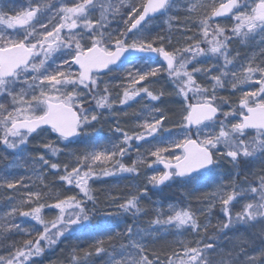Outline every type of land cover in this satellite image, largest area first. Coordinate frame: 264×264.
<instances>
[{
    "label": "snow or ice",
    "instance_id": "6c2138e0",
    "mask_svg": "<svg viewBox=\"0 0 264 264\" xmlns=\"http://www.w3.org/2000/svg\"><path fill=\"white\" fill-rule=\"evenodd\" d=\"M180 7L181 0H28L17 8L0 0V150L17 154L0 172V188L26 189L18 200L10 198L13 206L4 214L8 219L0 217V264H36L46 250L76 234L91 238V243L87 251L73 246L69 264H94V256H104L102 264H264V244L248 250L255 237L264 238V168L255 179L245 173L238 181L248 160L264 164V0H226L218 6L215 0L186 2L189 12L206 11L198 18L188 17L179 38L170 31L153 35L152 22L165 18L171 27ZM229 15L231 28L215 22ZM188 23H194L198 32L187 35ZM234 39L253 47L252 55L243 59L239 52L232 55ZM202 57L216 63L205 67ZM119 69L128 85H117L123 87L122 98L119 92L113 97L112 81L102 78ZM165 74L175 109L151 104L165 92L155 93L148 85ZM141 82L145 84L136 87ZM229 86L242 93L238 107L218 94ZM243 86L254 90L245 91ZM89 97L94 107L88 104ZM136 97L150 101L139 113L138 130L130 135L117 120L114 133L119 135L101 143L94 122L100 123L102 110L115 113L117 100L126 105ZM89 129L96 131L95 138ZM50 133L64 149L81 137L86 140L83 150L67 153L75 157V164L65 163L63 174L61 164L45 155L31 158L33 171L37 166L56 170L61 186H70L64 192L33 191L23 177L6 174L18 166L19 153L30 137ZM133 141L137 153L139 142L147 147L128 166L123 158L133 150ZM43 147L52 157L62 151L51 140ZM225 160L237 170L229 182L219 171ZM146 162L148 168L162 165L163 170L154 169L124 202L111 197L109 204L116 213L97 207L90 180L137 174L138 165ZM172 182L181 187L193 182L213 186L206 207L158 206L150 227H140L138 214L147 211L141 200L148 196L149 186ZM217 204L224 219L214 226L201 224L197 211L210 214ZM45 208L56 215L46 218ZM16 215L35 221L42 230L25 229L15 222ZM129 215L133 222L117 231L113 220ZM241 228L245 232H239ZM156 230H191L199 239L181 243L180 250L166 254L163 261L155 253L150 259L148 244ZM222 237L230 248L221 246Z\"/></svg>",
    "mask_w": 264,
    "mask_h": 264
},
{
    "label": "trees",
    "instance_id": "16d2710c",
    "mask_svg": "<svg viewBox=\"0 0 264 264\" xmlns=\"http://www.w3.org/2000/svg\"><path fill=\"white\" fill-rule=\"evenodd\" d=\"M15 1V0H12ZM186 2L196 3V0H182L181 1V8L179 10V13H177V21L175 22L174 26L171 27V30H169L174 38L176 36L181 37V34L186 31L185 24L188 21V17L198 18L199 15L204 13L206 10L201 9L199 12H189L188 8L185 7ZM205 2H211V0H205ZM217 4V0H215ZM14 3V2H13ZM194 23H188V27L191 28V31L187 32V35H191L194 27ZM150 28L152 29V34L155 35L156 33H164L167 34L165 27L163 26V19H157L152 22L150 25ZM231 28V27H228ZM175 42V41H174ZM180 43L183 44V39L180 40ZM254 51L253 47L250 46H243V47H234L232 49V55H235L236 52H239V58L243 59L245 57H250ZM258 51V50H256ZM219 95L224 96L229 99L230 101H233L232 99H235L233 95L234 92L230 91V89H224L219 90ZM122 96V95H121ZM161 100V99H160ZM163 100V99H162ZM168 100H165L167 103ZM158 101L151 102V104H156ZM191 102H194L192 100ZM234 102V101H233ZM168 104V103H167ZM237 103H231L232 107H237ZM171 105V104H168ZM173 109V106L171 107ZM97 131V130H96ZM54 141L56 142V136L54 133L50 134H41V135H33L30 137V142L27 146H25L24 152H22V155H27V163L21 164L20 167L13 166L10 171H7L6 174H8L10 177H14L16 179H19L21 177L24 178V182L28 179V176H31V172H29L31 167V158L38 157L39 155H45L46 158L50 159V162H56L61 164V172L59 174H63V165L65 163H68L69 158H67V150L64 149L63 145H57L61 148V153L57 157H52L49 150L45 149L43 147V144L47 141ZM58 142V141H57ZM77 143V144H76ZM72 151H76L79 147V143L74 140L72 143ZM13 153H0V172L6 171L7 165L5 163L4 157L5 155L9 156ZM69 164V163H68ZM75 163L71 162L69 165L70 167L73 166ZM147 164V163H145ZM145 164L138 165V173L133 174V178L131 180V183H133V187L130 186V188H134L137 185H143L141 179V175L146 174L147 168L145 167ZM222 166L220 168V173L223 175L225 182H229L232 180L236 169H233L232 165L228 163L226 160L221 162ZM158 166V165H157ZM46 167V166H45ZM159 170V166L157 167ZM264 168V164H261V162H258L256 160H248V162L241 166L240 169V177L238 178L239 182L243 181V176L245 173L249 174V179H255L256 175L260 173L261 169ZM99 170V169H97ZM39 173V176L41 178L34 179L31 178L30 180L26 181L28 185H30V188H33L34 191H39L41 189L47 191L48 189H51L54 193L64 192L65 189L70 188V186L64 184L61 186L62 182H59L58 174L56 170L49 169L48 171H44V169L40 166L35 168V172ZM149 172H147L148 174ZM115 178V176H114ZM42 179V180H41ZM105 179L108 182H112V176L109 177H101L99 179L93 178V180H90L89 183L91 184L93 191V196L98 201L97 207L100 208L103 211H111L113 213H116V209L114 206H111L109 204V200L111 197H117L120 199V202H124V194L126 193V190H128L129 186L126 185L124 188H122L121 191V197L118 196L119 193H114L113 195H107L103 189H99L96 187L94 182L102 181ZM94 183V184H92ZM45 185L48 186V188H45ZM19 188V186H18ZM136 189V187H135ZM115 190V189H114ZM78 191V190H77ZM117 191V190H116ZM213 191V186L211 185H203L200 186L194 185V183L188 187H181L179 184L172 182L168 184L167 186L159 189V188H153L149 186L148 196L143 198L141 200V207L146 209V212H142L138 214L137 223L142 228H149L150 227V221L156 218V212L155 209L158 206H163L165 210L167 209L168 204H173L177 208L179 207H187L188 205L191 206L194 210L204 209L208 203V197L210 193ZM118 192V191H117ZM120 192V190H119ZM21 193L20 191L12 190V189H4L0 188V215L1 212L7 211V209H10L11 206H13V202L10 199L11 197H18V195ZM53 201H48V203H52ZM26 210V209H25ZM238 210V209H236ZM50 214V216H54V213L56 214L55 210H51L48 208H45L43 210V215L47 217V215ZM197 216L199 217V221L201 224H208L216 225L218 220H223L224 217L222 213L219 210V205L217 204L216 208L209 214L204 213L202 214L200 211H197ZM19 218L20 220H30L26 217H19L18 215L15 216V218ZM123 221V222H120ZM133 222V218L129 216L121 217V219L118 222H113L114 224H118L117 231L122 230L126 224H131ZM38 228L41 229V226L36 225V222H32L30 224H27L25 229L28 228ZM215 231L214 228H209V232ZM182 233L183 242L181 243H189L191 241L199 239V236H197L194 232L191 230L176 232L174 230H170L168 232L162 231V230H156L154 231V239H152L148 244V254L149 258H152L153 253L159 254L161 257V261L164 260L165 255H171V252L173 250L179 251L181 243L179 244L176 241V237H179V235ZM203 234V233H201ZM255 245L252 247V252L255 250V248H259L261 244H264V238H261L259 236L255 237ZM225 239L223 237L221 238V246L224 245ZM43 244V242H41ZM91 243V238H84L82 236H79L78 234L70 236L68 239L63 240L61 243L56 245L50 250H46L44 255L40 258H36V264H69V257L72 252L73 246L79 245V247L85 251L88 250L89 244ZM119 242L117 241V244ZM105 259L104 256H94V264H102L103 260Z\"/></svg>",
    "mask_w": 264,
    "mask_h": 264
},
{
    "label": "rangeland",
    "instance_id": "374dc122",
    "mask_svg": "<svg viewBox=\"0 0 264 264\" xmlns=\"http://www.w3.org/2000/svg\"><path fill=\"white\" fill-rule=\"evenodd\" d=\"M222 1H225V0H217V3L222 2ZM27 2H28V0H22V3H21L22 5L21 6H26ZM4 3H5V5L7 7L15 6L13 4L12 0H4ZM21 6H19L17 4V6H15V7L19 8ZM177 13H179V10L175 11L173 13V15H175L177 17V15H178ZM162 19H163V26L165 27L166 32L171 30V27L174 26L175 22L177 21V19L174 20L172 22L171 27H169V25L165 24V22H164L165 18H162ZM215 22H218L222 26H227V27H231L233 25V20H232L231 16L230 17H226V19H223V20H217ZM113 26L114 27L116 26L115 22L113 23ZM193 27H194L193 32H198V30L195 28L194 24H193ZM175 38H179V36H176ZM232 44L234 46L230 45V50H231V46L232 47L247 46L245 44L240 43V41L238 39H234ZM200 62L205 67H208V66H210L213 63H216V61L212 60L211 57H207V58L202 57V58H200ZM220 63H222V60L220 61ZM213 74H217V73L215 71H213ZM123 75H124V70L123 69H119V70L115 71L112 75H105V76L102 77L105 81H109V80L112 81L111 87H112L113 91H112L111 95L113 97H115L116 93L119 92V96L122 98V96H123V87H127L128 86L127 85V81L126 80L122 81V79H121ZM153 79L158 80V82L154 83V84H151V85H148L149 89L150 90H154L155 93H159L161 90H164V92H165V94L163 96H161V98H160L161 100H159L156 104H153V105H155L157 107H161V108H171L172 106H173V109L177 108L178 105L175 103V97L172 96V95H169V93L172 92V85L169 82L166 74L163 77H158V78H153ZM121 83H123V87H117V85H119ZM144 84H145V82H141L139 85H136V87H141ZM209 84H210V81H209ZM256 87H258V86H256ZM243 88H244L245 91L254 90V88L251 87V86H243ZM228 89H230V91L234 92L235 95H233V96H235L234 97L235 99H232V100L234 102L238 103L239 98H240L242 93L239 92V91L232 90L230 88V86L228 87ZM165 100H168L167 103L171 104V105H168L165 102ZM193 100H194V102H196L195 99H193ZM233 101H230V102L234 103ZM231 103H230V105H231ZM88 104H91L94 107V101L90 97L88 99ZM149 104H150V101H149L148 98H146V97L145 98L136 97L135 100L129 101V103L126 104V105H120L118 100H117V103L114 105V109L116 110L115 113L110 112L108 109L102 110L104 115L101 118L100 123L96 124L94 122L95 129L100 134V136H99L100 142L106 144L109 140L115 139L116 136L119 135V134H115L114 133V127H115V124H116L117 120L119 121L120 126L125 131L129 132L130 135L133 133V131L138 130V125L141 122V120L138 118L139 113L145 107V105H149ZM88 131L91 133L93 138L96 137V131H92V129H89ZM148 139L150 140L151 138H148ZM76 142L79 143V145H78L79 148L78 149L83 150L85 148L86 140H85L84 137H81L79 139V141H76ZM56 144L60 145L61 143L56 141ZM61 145H63V144H61ZM133 145H134L133 150L129 153L128 156H125L123 158V162L126 165H128V166H130L132 160L137 159L144 152V148L147 147V145H145L143 141L139 142L140 153H137L135 151V146H137V142L133 141ZM72 147H73V144H71L69 146V148L66 149L67 153L72 151ZM2 152H4V151L0 150V153H2ZM175 152H176V154H180V150L179 149H176ZM77 154H79V153H77ZM16 155H17L16 153H13L12 155L7 156L8 159L5 160V163L9 164L14 159V157ZM19 156L21 157V159H20V161H18V167H20L19 165L24 164L25 161H27L26 160L27 159V155H25V154L22 155V153H19ZM67 158H69V160H68L69 164L71 162L75 163V157H69V155L67 154ZM152 159H155V158L154 157H147V160H152ZM256 161L260 162L259 160H256ZM26 165H28V163ZM97 165H99L100 167L110 166V164L109 165H100L99 162H97ZM15 167H17V166H15ZM145 167L147 168V170L145 171L146 174L143 175V176L141 175V179H143L142 180V184L145 183V177L151 176L153 174L154 169H158L157 165H153V168H148L147 164H145ZM29 172H31V176H28V179L26 181L30 180L31 178H34L35 180L36 179L39 180L41 178V176H39V173L37 171L36 172L33 171L32 165L30 167ZM147 172H149V173L147 174ZM114 176H115V178H114ZM114 176H112V179H113L112 182H108L105 179H103L102 181L94 182L95 184L94 183H92V184H94L99 189H103V191L107 195H113L114 193H116V194L119 193L118 196H120V197H121L120 194H121L122 188H124V186L128 185L129 188H128V190H126V193L124 194V198L129 196L131 193L136 191V189H135L136 186L134 188H130V186L133 187V183H131V180L133 178V174L124 173V174H118V175H114ZM26 181H25V183L27 184ZM193 183L196 186H200L201 184L210 185V184H206V183H197V182H193ZM31 189L34 191L33 188H31ZM119 190H120V192H119ZM25 191H26V189H21V193L18 195L17 200L24 194ZM67 194H72V192H68ZM8 210L9 209H7V211ZM7 211L1 212L2 215H0V217H4V219L7 220L8 217L4 215ZM50 214L51 213H49L46 218L51 219V218H53L56 215L54 213V216L52 217V216H50ZM120 219H121V217H117L115 220H113V222H118ZM15 222L21 224L22 227L25 228L27 226V224H30L33 221L32 220H20L17 217V218H15ZM28 229H31V228L29 227ZM183 231H186V230H183ZM239 232H245V229L241 228V229H239ZM227 235L228 236H232V235H234V232H228ZM181 236H182V233L179 235V237H176V241L179 244L184 241L183 237H181ZM224 245L225 246H222L224 249H228L231 246L230 243L227 240H225ZM251 249H252V247H250L248 250L251 251Z\"/></svg>",
    "mask_w": 264,
    "mask_h": 264
},
{
    "label": "water",
    "instance_id": "95a60500",
    "mask_svg": "<svg viewBox=\"0 0 264 264\" xmlns=\"http://www.w3.org/2000/svg\"><path fill=\"white\" fill-rule=\"evenodd\" d=\"M226 2V1H225ZM218 18H221V17H218ZM215 19H217V18H215ZM162 168H163V166L162 165H160ZM161 187V186H160Z\"/></svg>",
    "mask_w": 264,
    "mask_h": 264
}]
</instances>
